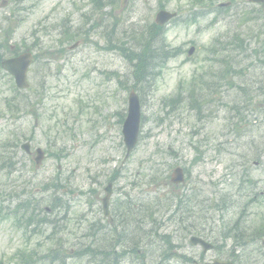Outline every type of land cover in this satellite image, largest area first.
<instances>
[{
    "label": "rangeland",
    "instance_id": "374dc122",
    "mask_svg": "<svg viewBox=\"0 0 264 264\" xmlns=\"http://www.w3.org/2000/svg\"><path fill=\"white\" fill-rule=\"evenodd\" d=\"M121 1V9L104 6L103 12L108 14L106 18L105 15L95 12L90 21H83V16L81 21V13H88L87 0H21L18 4L22 8L19 24L14 25L10 44L30 45L35 39H39L44 47L56 51L59 43L55 26L65 18L75 24L72 25L74 28L84 23L87 29L93 24V27L98 26L97 30L100 32L102 26L105 28L103 22L100 24L101 19H107L104 22L109 23L108 30L111 25L117 30L118 20L116 22L115 16H118L122 21L118 28L122 30L109 36L113 43L121 34L128 33L136 38L142 34L140 26L146 30V23L155 19L158 2L164 3L166 9L177 12L183 19L188 17L193 2L120 0V3ZM194 1L215 4L226 0ZM234 1L230 9L221 16L214 18V15H209L199 23L181 22L166 26L168 31L164 38L169 42L166 44L178 47L180 54L155 66V74L147 76L144 82L136 83L131 75L134 71L131 63L134 61L127 63L115 50L96 47L95 44L102 46L105 41L95 30L89 33L83 31L79 39L74 41L77 45L71 47L75 44L71 42L63 52L59 50L61 53H54L57 56L52 61L47 56L35 60L27 75L29 88L18 90L16 99L21 109L25 103H30L31 113L18 110L11 112L6 109L3 101L13 97L11 86L14 81L5 76L1 79L0 148L11 139L10 136L18 133L23 141L29 136L33 137V150L39 146L50 152L36 170L24 154L22 157L23 152L19 149L14 153L12 173H0V259L4 264H16V258H11L16 250L34 251L35 258H38L49 249L60 247L64 243L63 250L75 249L74 245L86 242L96 244L104 235L108 236L111 233L110 228H97L101 222L104 223L98 208L100 202H92L86 193L88 188H95L94 192L102 196V188L110 179L114 182L111 201H115L120 192L128 191L133 198L141 197L148 201V207L152 211L156 210L154 218L163 224L161 232L173 234L175 231L179 235L178 229L185 223L181 220L183 214L194 212L195 224L205 233L204 238L218 243L219 247L202 253L200 246L190 245L185 241L182 251L187 255L198 259L202 254L203 261L217 258L224 261L229 259L232 264H264V239L251 234V225L258 221L253 220V211L256 209L242 210L246 199L243 194L246 190L251 194L259 192L264 201V98L259 96L247 108L240 107L242 109L237 116H234L231 107L233 101L239 106L242 105V97L236 96L240 94L238 87L244 86L253 92L257 86L264 85V68L259 67L254 52L257 49L260 51L264 44V16L261 19H252L253 21L244 20L242 12L258 6L246 0ZM1 2L2 0L0 19L7 17L5 21L14 23V14L10 11L13 0H6L5 6ZM256 12L260 14L258 10ZM5 21L0 23V35H3L1 28L6 26ZM247 28L252 30L256 39H244V51L235 49L231 59L233 69L240 70L241 73H234V83L230 85L219 81L221 85L218 87L217 96L215 95L218 102L201 109L206 118L196 121L194 111L186 101L174 113H170L162 100L176 95L182 101L186 100L189 82L195 71L205 65V54L201 46L219 34L243 32L241 30ZM134 42L136 44L132 48L138 46L139 39ZM191 42L196 46V51L187 57ZM137 49L134 50L137 52ZM5 51L6 49H0L3 54L7 53ZM138 60L142 59L136 58V63L140 65ZM105 71L116 72L119 79L107 75ZM42 79L45 81L44 93L38 98V83ZM178 82L179 85L182 83V90H179L181 86ZM131 84H137L138 90L140 86L142 89L139 92L142 134L137 147L126 157L121 118L126 114L127 94L130 90L127 87ZM195 90V94L199 93L200 87L196 86ZM53 153L59 156L55 157ZM196 156V162L192 163ZM176 165L184 167L189 176V182L181 187L189 203H184L177 212L173 202L165 198L168 194L166 187L160 185V173L153 172L154 168L166 167L165 170L170 174ZM245 165L253 182L239 185L238 176ZM52 180L65 181L64 191L67 193L54 192L53 189L43 191V184H50ZM101 180L104 185L100 186ZM131 181L135 182L133 186H130ZM193 191L195 195L188 198ZM6 193L13 198L6 199ZM223 193H226L224 202L228 208H221V211L211 209L210 202L212 207ZM57 197L68 203L67 211L57 207L34 218L31 209L22 208L16 211L15 208L18 201L29 207L38 204L46 207ZM36 201L40 203L37 204ZM260 212L264 214L263 211ZM64 214L67 216L61 220ZM42 215L52 221L57 219L55 225L36 222ZM23 216L33 217V220L28 225L26 221H21L23 225L16 227L13 218ZM65 223L68 227L59 230L57 226ZM126 223L137 228L130 220ZM236 225V230H240V237L235 240L239 244L243 243L240 245H236L232 237H221L225 230L226 234H233ZM91 226L94 228V239L85 236ZM144 227L147 228L146 225ZM53 230L56 232L53 233ZM174 237L179 240L180 235ZM148 250L153 251L154 248L149 246ZM63 258L64 261L59 260L55 264H84V261H77L72 256L64 255ZM124 258L121 264H137L130 257ZM34 264L48 262L43 259L42 262ZM171 264H180V261L173 259Z\"/></svg>",
    "mask_w": 264,
    "mask_h": 264
},
{
    "label": "trees",
    "instance_id": "16d2710c",
    "mask_svg": "<svg viewBox=\"0 0 264 264\" xmlns=\"http://www.w3.org/2000/svg\"><path fill=\"white\" fill-rule=\"evenodd\" d=\"M114 2V5L117 4V0H112L111 3ZM202 4V3H201ZM161 6V5H160ZM149 27L151 28L150 30L147 29L146 31H142V34L138 36L137 38L139 39V44L137 46V52L132 49L129 50L125 48V43L120 41L118 42V48L122 52L121 54L125 56L129 63L133 62L134 66V71L133 74H135L134 77L136 83L138 82H144L146 81V77L149 75H154L155 74V69L154 67L156 64L160 61L163 60L165 57L167 58L169 56V51L164 50L165 48V42L164 40L160 37L159 38V33H161V28L158 27L154 22L149 23ZM149 30V31H148ZM217 43L221 44L219 42V39H216L215 42H213V45L210 47H206L205 50L210 51L211 53L215 52L216 49L214 48V45ZM230 44H233L234 47H237L239 50H243L244 47L242 45V40L239 39V36L235 35V38L233 41H228L225 42L224 45H220L218 48V53L220 55V61L222 63V73L220 75L221 80L224 82V84H232L231 80V73L230 71V66H231V60L229 59V56L231 57V54L229 52V46ZM262 48L264 49V46L262 45ZM145 55H144V54ZM131 54V55H128ZM214 55V53H213ZM139 57L142 60H138L140 65L136 63V58ZM210 60H215L213 58H208ZM259 64L263 68L264 67V58L261 60L259 59ZM236 73H241L240 70H237ZM147 74V75H146ZM139 79V80H138ZM231 80V81H230ZM204 81L200 80L199 83L204 84ZM200 84V85H201ZM208 84V83H207ZM136 88H138L137 84H133ZM239 89V96L236 95L237 97H242L241 102L242 105L235 104L236 101H233L231 107L234 112V116H237L240 112V107L246 108L249 103L253 101V99L258 98L260 95L264 98V85H259L257 88L253 90V92H250L248 89H246L244 86L238 87ZM248 90V91H247ZM196 90L194 87L190 88L188 91V96L186 100L182 101L178 95L174 96L173 98L167 99L163 101L165 104L170 105L171 111L173 112L175 109L180 108L181 102H187V105L191 107V109L194 111V115L196 119H202L204 113L202 112V108L205 105H208L209 103L215 101L214 94L217 92L216 89H211L207 88L202 90L200 89L199 93H196ZM202 99V100H200ZM238 103V102H237ZM174 113V112H173ZM203 114V115H202ZM205 116V115H204ZM196 150V149H195ZM197 154H199V151H197ZM169 155L171 153H168ZM197 160V156L194 158L192 163H195ZM246 167L242 169V174ZM164 172L160 175L162 176ZM239 175L238 180L239 183L244 182V176ZM247 174V183L251 180V177ZM241 176V177H240ZM240 178V179H239ZM220 193H218L219 195ZM217 195V196H218ZM225 193L221 194L220 197L216 199L217 201V208L218 210L221 211V208L219 207L220 202L221 205L224 207V200H225ZM185 198V197H184ZM173 201V204L177 207L176 212L178 211V208L181 206L183 202H187V199L181 198L180 195L177 194L174 198L171 199ZM189 202H187L188 204ZM158 204V203H157ZM253 206V205H252ZM132 211H133V216H119L118 221L122 224V228L118 229V226H114L111 228L112 232L110 235H112V238L108 237H102V241H99L96 244H91L88 242V244H84L82 246H78L77 249L75 250V254H79L84 257H87V259L90 261L88 264H121L124 257L126 255H133V258H136V261L138 260L140 264H168L169 261L172 259L179 260L180 262H184L186 264H193L194 260L192 257L179 253L177 251V248L179 247V244H176L173 242V238L171 235L168 233L160 232L162 229V222H160L157 218L155 219L154 217L156 216V210L152 211L148 207V201L141 202V200L133 201L132 203ZM190 213V212H189ZM130 215V211L128 213ZM190 215L191 214H184L183 220L187 224H191L186 220H190ZM133 217L132 223H135V226L137 228L129 226L127 223L123 222L124 219ZM147 226L144 227V226ZM190 226V225H189ZM102 227V226H99ZM237 228V225L235 229ZM118 229V233L116 231ZM234 228H231V230ZM252 233H257L258 237L262 236L264 237V216L259 217V220L251 226ZM132 230V233H131ZM187 230V228H186ZM189 232L193 230L192 226L190 229H188ZM240 231V230H239ZM239 231H233V238L236 236L240 237ZM128 232L127 235L126 233ZM227 230H225L224 233H226ZM237 233V234H236ZM86 236H90L91 238L94 239V235L92 233V230L88 231V233L85 234ZM227 234L226 236H230ZM127 239V240H126ZM111 240V241H110ZM129 240V241H128ZM94 241V240H93ZM152 246L154 248L153 251H149L148 247ZM149 251V253L147 252ZM30 255L27 256L25 252H20L19 256H21V262H28L31 264L32 261V256L31 253ZM49 259H53L55 256L58 255V251L54 250L53 254L49 256V253L47 254ZM46 256V255H44ZM54 260V259H53Z\"/></svg>",
    "mask_w": 264,
    "mask_h": 264
},
{
    "label": "water",
    "instance_id": "95a60500",
    "mask_svg": "<svg viewBox=\"0 0 264 264\" xmlns=\"http://www.w3.org/2000/svg\"><path fill=\"white\" fill-rule=\"evenodd\" d=\"M252 1L260 2L264 0H252ZM156 16H157V21H162L166 18H170L171 14L163 10H160ZM6 67L9 68L10 71L14 72L15 78L17 80V84L20 87L26 84L25 79H24L23 69H19L16 67V65L13 66V64H9ZM128 97H129L128 108H127L128 114L125 118V123H124L122 132L124 133V141L127 145V151H130V149L135 145V141L139 133L138 129H139V123H140V120H139L140 108H139L138 97L136 96V94H134V92H130ZM174 175L175 176L173 177V181L175 183L183 180V175L181 174L180 168H176V170L174 171ZM105 200L106 198L103 201ZM105 208H106V201H105ZM192 240L196 241L197 239L192 238ZM206 248L207 247H205V249ZM214 264H230V263L215 261Z\"/></svg>",
    "mask_w": 264,
    "mask_h": 264
}]
</instances>
